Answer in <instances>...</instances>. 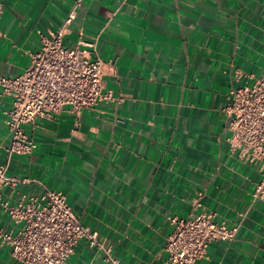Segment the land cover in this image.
<instances>
[{
	"label": "crops",
	"instance_id": "1",
	"mask_svg": "<svg viewBox=\"0 0 264 264\" xmlns=\"http://www.w3.org/2000/svg\"><path fill=\"white\" fill-rule=\"evenodd\" d=\"M1 2L0 76L21 74L39 34L62 26L65 47L94 43L114 67L103 91L115 100L82 109L76 128L66 108L25 124L36 146L11 157L8 175L63 191L121 264H164L168 218L209 211L239 228L195 264H264V203L252 197L262 173L258 162L229 152L221 112L232 86L264 70V0ZM11 106L0 90V163ZM40 190L35 183L5 186L2 199L14 204ZM19 228L0 206V229ZM0 264H20L7 245H0ZM63 264L107 262L80 240Z\"/></svg>",
	"mask_w": 264,
	"mask_h": 264
},
{
	"label": "built area",
	"instance_id": "2",
	"mask_svg": "<svg viewBox=\"0 0 264 264\" xmlns=\"http://www.w3.org/2000/svg\"><path fill=\"white\" fill-rule=\"evenodd\" d=\"M3 3L0 0V17ZM72 14L65 21L67 24ZM63 26L49 34L40 33V46L30 54V62L21 74L0 76L1 93L12 98L4 123L10 134L6 159L0 163V206L14 224L16 232L0 229V245L10 248L20 264H63L80 240L101 250L107 264H121L111 247L101 242L97 233L83 225L61 190H53L27 177L7 174L14 154H28L36 144L24 129L38 118H52L63 108L79 125L81 110L95 109L99 102L114 101L110 91H103V76L114 72L110 62L99 57L95 44L78 40L73 47L62 44ZM236 81L240 76H235ZM229 90L230 102L221 109L228 135L229 152L247 162H258L262 173L252 197L264 203V70L244 76ZM19 183H35L41 188L36 195H22L17 203L2 199V188L14 189ZM195 206H199V198ZM214 211L193 213L184 218L169 217L171 227L165 238L167 257L164 264H195L206 258L209 245L231 240L239 223L232 228L215 220ZM243 216V214H242Z\"/></svg>",
	"mask_w": 264,
	"mask_h": 264
}]
</instances>
